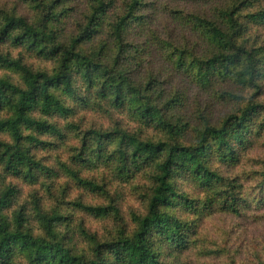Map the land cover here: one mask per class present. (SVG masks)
<instances>
[{
    "label": "trees",
    "instance_id": "obj_1",
    "mask_svg": "<svg viewBox=\"0 0 264 264\" xmlns=\"http://www.w3.org/2000/svg\"><path fill=\"white\" fill-rule=\"evenodd\" d=\"M163 2L0 0V264H264V0Z\"/></svg>",
    "mask_w": 264,
    "mask_h": 264
},
{
    "label": "rangeland",
    "instance_id": "obj_2",
    "mask_svg": "<svg viewBox=\"0 0 264 264\" xmlns=\"http://www.w3.org/2000/svg\"><path fill=\"white\" fill-rule=\"evenodd\" d=\"M163 1H164L163 3H165V5H168L171 2V0H163ZM176 5H178V3L173 2V6L175 7ZM162 36H163V33H162ZM166 80H169L168 81L170 84L168 86L169 90L171 88H173V90H174L175 88L178 89L179 87H181V84H180L178 78L174 74L171 76H166ZM261 154H264V147L261 148ZM261 161H262V158H261ZM239 166L241 167L239 169V171H241L244 166L245 167L249 166V160L245 159ZM59 188H62V187H59ZM116 189L118 190L117 196H116V198H119L118 203L123 204L125 207L131 206L134 208H139V204L136 203L135 192H133L135 190L133 184H131V186L130 185L124 186L122 188L116 186ZM74 195L75 196L77 195L76 197H79V196L85 197L86 196L87 198H89L91 200L96 199V202L97 201H102V202L107 201V198H101V197L93 198V196L88 197V195L87 194L85 195V192L81 191L80 189L75 190ZM225 218H226L225 219L226 225L224 223H220V226L225 229L224 231H226V230L228 231V228L231 226H233L234 228L235 227L237 228L236 234L232 237L233 238L232 241L234 243V246L242 245L243 246L242 247L243 252H245V251L247 252L249 250V248L252 249L254 247L253 244L260 242L257 238L263 237L262 235L264 234V223H260V224L253 223V222L250 223L249 221H245V220L233 219L230 216H228V217L225 216ZM210 232L211 233L207 234L208 238H207L206 248H208V247L212 248L214 246L213 242L216 240L218 241L217 243L220 247L225 245L224 241L222 240V237H220L221 233H220L219 227H217L216 225L211 226ZM247 245H249V247H246ZM247 253H249V252H247ZM186 256H187L188 261H190L188 255H186ZM196 258L197 257H194L193 255H191V260L194 261L193 262L194 264H210V263L215 262V260L209 261V259H206V258H197V259Z\"/></svg>",
    "mask_w": 264,
    "mask_h": 264
}]
</instances>
